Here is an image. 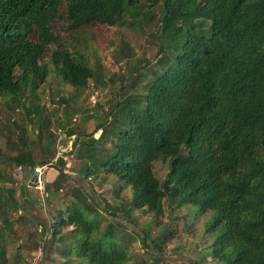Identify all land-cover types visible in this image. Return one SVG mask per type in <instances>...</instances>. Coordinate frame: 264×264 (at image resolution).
<instances>
[{
	"label": "trees",
	"instance_id": "obj_1",
	"mask_svg": "<svg viewBox=\"0 0 264 264\" xmlns=\"http://www.w3.org/2000/svg\"><path fill=\"white\" fill-rule=\"evenodd\" d=\"M142 1L0 0V97L21 103L23 93L30 92L39 100V89L55 72L73 88L68 98L79 100L89 80L103 83V76L87 52L66 44L67 34L92 24H124L127 11L138 15ZM163 4L160 43L180 33L185 40L173 57L160 45L162 55L148 69L151 77L143 90L127 91L125 102L117 105L118 131L110 135L111 123L105 120L97 125L99 137L80 142L75 137L76 146L86 145L79 151L88 159L83 174L90 179L101 174L98 184L112 176L118 192L132 190L131 209H146L154 217L164 216L166 199L172 210L197 205L201 214L214 211L206 227L214 234L211 264H264V0H164ZM197 19L209 21V26L199 29ZM188 26L193 32L184 30ZM139 64L149 66L150 61ZM148 70H143L144 76ZM38 106L27 107L31 121ZM20 138L28 145L26 138ZM97 144L107 146L100 155L92 146L98 148ZM16 149L6 156L0 147V264L10 262L8 241L20 240L27 223L36 230L41 227V232L48 228L46 258L55 252L60 257L52 261L57 264L128 262L126 236L117 239L120 234L113 228L116 219L103 227L107 213L83 198L77 187L72 199L56 196L71 179L60 158L54 163L58 168L54 179L44 183L52 223L47 226L30 217L34 213L27 209L26 198L41 207L42 202L28 194V179L38 165L50 164L57 152L51 147L49 155L36 158L29 148ZM5 157L25 173L23 199L6 184ZM160 160L170 166L163 181L155 174ZM53 197L60 200L55 212ZM25 234L23 244L15 247L13 264H29L23 251L40 246L30 231ZM143 235L146 240L150 236L145 230ZM153 242L156 251L149 253L159 262L164 239ZM205 257L192 264H204Z\"/></svg>",
	"mask_w": 264,
	"mask_h": 264
},
{
	"label": "rangeland",
	"instance_id": "obj_2",
	"mask_svg": "<svg viewBox=\"0 0 264 264\" xmlns=\"http://www.w3.org/2000/svg\"><path fill=\"white\" fill-rule=\"evenodd\" d=\"M153 1L140 2L137 8L138 15H135L132 10L127 11L124 24L115 27L92 24L78 32L67 34L66 44L87 52L95 70L103 76V83H100L98 78L89 80L87 91L83 92L76 102L73 101V97L68 98L72 96L73 88L62 83L55 72L51 73L47 82L39 89V100L35 99L30 92L23 93L20 98L21 103L7 97H0V147L3 149V155L6 154V156L14 154L17 146L20 149L29 148L36 158H40L43 154L49 155L51 147L52 150H56L57 154L51 163L60 162L58 158L62 159L64 172L71 177L66 179L63 191L60 190L56 196L72 199L73 188L77 187L83 193V198L86 200L90 198V202L93 201L96 207L107 213L108 216L102 223L103 227L111 219H116L117 222L112 224L120 234L117 233L119 235L117 239H122V235L126 236L128 245L129 261L124 264H192L205 256L204 264H211L213 262L211 242L214 234L206 232V227L216 212L209 211L201 214L197 205H186L172 210L167 208V199L164 204L165 214L162 217H154L155 215L146 209H131L132 190L130 188L118 192V184L112 176H107L100 184L98 183L101 180V174L95 179L84 176L83 170L88 159L79 151L84 150L86 145L78 143L76 146L74 140L75 137L78 142L99 137L101 130L97 129V125L105 120L111 123L108 132L110 135L118 131L121 120L119 123L115 122L120 115L117 105L119 102H125L128 92L131 91L134 94L143 90L147 78L151 77L148 69L154 68V61L162 55L159 54L160 45H164L165 53L173 57L178 52V46L185 40L180 33L179 36L174 35L170 38L167 43H160L158 37L163 28L161 13L164 11V0ZM202 21L203 24H201ZM195 25H199V29L208 27L209 21L197 19ZM189 28V26L185 27L184 30ZM190 30L193 32V28ZM195 32H199L198 28ZM146 59L150 61L149 66H145ZM141 60L145 65L139 64ZM143 70H148L145 76ZM135 82H137L136 86L132 87ZM37 104L40 106L37 107L34 115L35 120L31 121L27 114V107ZM68 131H72L73 134L69 136ZM22 136L27 139L28 145L21 142ZM106 144L109 147L111 145L109 142ZM92 146L97 149L98 155L107 147ZM4 161L3 167L8 179L6 184L13 185L19 199H23L25 195L22 191V183H24L22 179L25 173L21 172L15 164L10 165L7 157ZM54 165H50L45 171V181L54 179L58 170ZM169 167L167 161L160 160L155 163V174L160 181L165 179ZM42 189L30 187L28 190L30 196L42 202V207L27 198L26 207L34 213L30 217L36 216L40 222H45L49 226L53 221V214L50 212L46 193ZM53 199L55 206L51 205V207L55 212L58 205L56 203L60 200L54 197ZM109 209L117 211L119 217L111 215ZM26 228L27 231L21 233L20 240L13 243L8 241L10 262L7 264L15 262V247L23 244L26 239L25 233L28 231L40 243L38 248V245H32L31 249L27 248L23 251L31 261L29 264H57V261H52L60 257L55 252L52 258H46V244L50 233L48 228L47 231L41 232V227L36 230L29 223ZM71 228V226L65 228L64 234ZM143 230L150 235L147 240ZM157 238L164 239L165 243L164 252L161 253L162 259L159 262L149 253L156 251L153 241ZM144 240H146L145 245Z\"/></svg>",
	"mask_w": 264,
	"mask_h": 264
},
{
	"label": "water",
	"instance_id": "obj_3",
	"mask_svg": "<svg viewBox=\"0 0 264 264\" xmlns=\"http://www.w3.org/2000/svg\"><path fill=\"white\" fill-rule=\"evenodd\" d=\"M50 165L53 166V164L50 162V164H48V168L50 167ZM43 176H37L35 173L32 174V176L30 177V179L28 180V186L31 187H38V188H43L42 191H44V181H43ZM45 192V191H44ZM145 243V240H144Z\"/></svg>",
	"mask_w": 264,
	"mask_h": 264
},
{
	"label": "built area",
	"instance_id": "obj_4",
	"mask_svg": "<svg viewBox=\"0 0 264 264\" xmlns=\"http://www.w3.org/2000/svg\"><path fill=\"white\" fill-rule=\"evenodd\" d=\"M47 170H48V166L47 165H43V166L38 165L35 168L33 173H35L38 177L39 176H43V178H44L43 181H44L45 180V171H47Z\"/></svg>",
	"mask_w": 264,
	"mask_h": 264
},
{
	"label": "crops",
	"instance_id": "obj_5",
	"mask_svg": "<svg viewBox=\"0 0 264 264\" xmlns=\"http://www.w3.org/2000/svg\"><path fill=\"white\" fill-rule=\"evenodd\" d=\"M53 165H54V164H53ZM17 167L20 168V170H21V168H22L21 166H17ZM22 174H23V173H22ZM32 174H33V173H32ZM20 176H21V172H20ZM31 176H32V175H31ZM31 176H30V177H31ZM45 176H46V174H45ZM30 177H29V179H30ZM29 179H28V180H29ZM45 179H46V178H45ZM22 180H24V174H23V179H22ZM44 183H45V180H44ZM27 185H28V182H27ZM30 187H31V186H30ZM45 193H46V192H45ZM46 196H47V193H46Z\"/></svg>",
	"mask_w": 264,
	"mask_h": 264
}]
</instances>
